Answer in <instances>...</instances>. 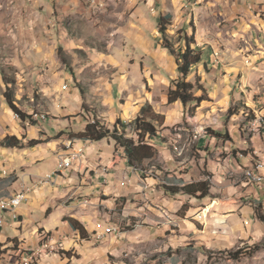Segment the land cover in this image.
Segmentation results:
<instances>
[{"label": "rangeland", "instance_id": "rangeland-1", "mask_svg": "<svg viewBox=\"0 0 264 264\" xmlns=\"http://www.w3.org/2000/svg\"><path fill=\"white\" fill-rule=\"evenodd\" d=\"M109 1L111 0H107ZM117 2H122L125 7H129L132 14L136 12L135 16L147 17L149 25L146 31L151 37H157L155 39L157 47H162V38L158 32L160 16L172 15V26L169 27L168 36L175 45L185 31L189 36L195 32L197 47L202 52L204 60L203 64L193 69V75L189 81L195 83L199 79L212 101L211 104H204L195 110L196 126H189L185 121L183 124L173 126L171 129L173 137H163L165 142L158 143V157L142 166L143 174H141L144 180L148 177H153L158 182L163 180L166 174H169V168L162 159L171 156L172 162L179 163L183 161L186 153L195 157L200 140L206 136H214L218 128L234 132L231 135L229 132L226 134L225 131H220L221 135L225 136L220 140L221 143L232 149L234 156L240 158L253 155L259 141L255 139L252 142V136L256 133L264 135L257 130L254 125L256 122L246 126V117L254 114L255 117L258 115L256 120L264 119V0H117ZM105 7L106 12L101 13L102 21H118L116 28L121 26L120 23L123 20L117 15L120 13L119 10L123 12V8L120 9L117 6L116 11L114 7ZM125 11L128 16L130 10ZM123 45L124 42L121 41L119 47H110L105 40H102L96 44L95 49L105 55L114 48L112 50L114 57L119 59L121 55L116 48L121 49ZM216 51L220 53V63L215 61ZM59 56L63 66L66 67V72L71 76L92 64L94 60L93 54L87 50L77 51L74 59L63 50H59ZM124 59L126 62V56ZM105 65L101 63L96 67L99 71L113 69ZM0 72V141L6 135L14 133L13 127L16 124H19L24 130L23 133L27 135L35 127V130H31L30 133L34 132L35 136L46 139L49 135L48 127L42 117L44 115L46 119H49V115L48 108L45 104L41 105L39 101L41 95L22 91L21 98H18L19 89L22 90V87L17 84L22 79L16 75L15 69L5 64L1 65ZM7 83H11L12 86L8 88ZM75 84L74 88L87 95L85 84L77 82ZM3 85L10 89L21 111L30 117L26 122H22L8 109V106H5L7 103L5 104L3 99ZM67 85L69 86L68 83ZM33 99L35 101H32ZM116 101L124 104L126 98L119 95ZM192 107L189 106L185 110ZM230 109H232L231 115L228 114ZM86 111L90 112L91 109L87 107ZM95 113L94 111L92 119L96 120ZM35 116H38L39 120ZM80 116L77 115L75 118ZM173 118L183 119L178 110ZM73 128L78 130L79 127L73 125ZM126 133L128 138L134 137L132 128ZM183 133L185 138L183 135L182 138L175 136ZM196 133H201L202 137L194 143L192 139ZM69 136L72 139L74 135ZM25 137L27 139V136ZM135 138L137 139L136 135ZM47 139L51 140L49 137ZM173 140H177L179 145L173 143ZM185 145L187 146L184 155L178 157L174 147H185ZM236 147L248 150H236ZM228 154L224 153L219 157L227 158ZM3 161L5 167H0V172L7 173L6 181L9 184L16 178L9 160ZM183 173L185 174L181 172ZM202 175L214 177L212 195L209 198L197 200L176 196L170 201L157 183L155 188L160 195L147 207L144 202L136 203L137 199L132 195L124 199L119 198L115 202L116 206H109V204L107 206L105 201L108 196H75L74 190L70 193V198L65 205L61 201L63 206L72 205L75 212H84L85 215H89V210L94 207L91 205L97 207L95 220L92 225L88 224L89 229H85L84 235L69 231L66 238L71 246H68L65 244L66 240H59L58 233H53L48 237L42 236L41 243L35 247L16 246L8 251L0 249V257L8 256L7 264L22 262L24 257H28L33 252L36 255L33 264H264V196L250 192L244 196H237L234 192L235 185L236 187L241 185L237 183L234 185V180L237 178L235 176L232 178L229 172L222 173L220 178L209 171H205ZM130 180L128 179L127 182ZM243 181L246 182V180ZM122 188H128V185ZM10 195L3 187L0 188V197ZM65 197L57 196L52 201L54 203L44 207L46 209L28 205V198L18 211L31 212L32 216L26 217V221L32 220L34 225L37 222H46L55 232L61 224L59 218L68 212L59 207V199ZM49 208L55 209L50 219L46 217ZM153 219L162 220V224L152 222ZM165 225L170 226L165 235L152 237L150 232ZM104 228H109V233L106 239H100L99 236L102 235ZM26 230L29 231L28 241L33 242L36 237L33 234V227L28 226ZM138 234L141 235L138 236L139 239L125 238L126 235L130 237ZM50 240L59 244V251L46 254L38 252L39 246ZM176 243L179 244L176 245ZM258 245L262 249L252 257H241L239 260L230 258V254L240 251L253 252Z\"/></svg>", "mask_w": 264, "mask_h": 264}, {"label": "crops", "instance_id": "crops-1", "mask_svg": "<svg viewBox=\"0 0 264 264\" xmlns=\"http://www.w3.org/2000/svg\"><path fill=\"white\" fill-rule=\"evenodd\" d=\"M105 6L114 7L115 10L117 6L120 9L123 8V12L119 10L120 13L117 15L123 20L120 23L121 26L116 28L118 21H102L101 13L107 10ZM125 10H130L128 16H126L127 11ZM135 15L136 12L132 14L129 7H125L122 2L118 3L117 0L109 2L107 0H0V68L3 64L12 67L17 72L16 75L22 79L17 84L22 87V90L19 89L18 95L22 91L26 93L31 91L32 94L41 95L39 97L41 105L45 104L48 108L49 119H46L45 123L48 127V137L51 139H47L48 137L42 139L35 136L34 132L30 133L31 130H35V127L29 131L28 135L24 134L23 128L16 124L13 127L14 133H10L9 136H27L28 141L37 140L42 141L43 144L33 149L0 148V167H5L3 160L8 159L16 178L14 182L8 184L6 175L0 172V188L3 187L11 194L9 196L11 197L19 193L25 184L33 190L30 193L31 196L30 194L28 196V205L40 208L48 207L54 203L52 201L57 196H66L59 199V207L68 211L59 218L61 224L55 232L49 228L46 222H37L34 225L32 220L26 221V217L32 216L29 211H19V219L8 214L6 229L0 232V249L8 251L16 246L35 247L41 243L42 236L48 237L53 233H58L59 240H66L65 244L71 246L66 236L69 231L74 233L78 231H75L69 222L64 223V219L66 217L74 219L88 230V224H93L94 215L97 213L96 205H91L94 207L89 210V215H85L84 212H75L72 205L63 206L61 201L65 205L67 199L70 198V193L74 190L75 196H108L105 201L107 206L108 204L116 206L115 202L119 198L124 199L132 195L137 199L136 203L144 202L147 207L150 202H154L153 199L160 195V192L155 188L157 183L160 184L163 193L170 201L176 196H183L167 195L161 186L162 180L158 182L153 177H146L147 179L144 180L143 172L131 168L120 157L122 152L116 149L112 141L104 140L93 143L71 139L69 136L83 132L91 119L94 118L92 117L94 111L109 127L114 126L117 120H121L124 125L128 126L147 104L153 108L155 113L165 117L162 137H173L174 135L171 134L173 126L183 124L185 121L189 126H196L197 118H187L186 110L181 104H168V92L172 82L176 81L179 76L176 60L163 47H157L156 36L151 37L147 33L146 28L149 25L147 17L139 18ZM102 40H105L110 47H117L121 41L124 42L126 45L122 46L124 49L116 48L121 58L114 57L115 54L112 52L114 48L111 50L109 48V53L105 55L96 50V44ZM59 50L66 52L72 59L75 58L77 51L87 50L93 54L94 60L92 64L71 76L63 66ZM125 56L126 62H124ZM101 63H105L113 69L99 71L96 66H100ZM76 82L83 83L87 87V95L84 100L81 92L74 88ZM2 87L3 99L6 104L5 93L8 89L5 85ZM119 95L126 98L124 104L117 103L116 99ZM18 98H21V95ZM87 107L91 109L90 112L86 111ZM8 109H10L9 106ZM177 110L183 119L173 118ZM77 115L81 116L75 118ZM73 125H78V130H75ZM130 129L128 128L127 132ZM217 130L218 132L214 136H206L200 140L198 153L195 157L186 153L183 161L179 163L172 162L171 156L162 159L169 168V175L176 177L184 184H191L201 180L206 181L208 177L202 175L205 171L213 172L218 178L222 173L229 172L232 178L234 176L237 178L234 180V185L235 183L241 185L237 187L235 185L234 192L237 196L258 193L263 197L264 184H248L243 181V177L245 169L251 165L254 167L258 158L264 160V136L259 133L252 136V142L255 139L259 141L253 155L238 158L234 156L232 149L224 146L220 140L215 138L216 134H221L223 131L226 134L229 132L231 135L234 132L224 128ZM182 135L184 136V133L175 136L182 138ZM242 140L245 141L243 138ZM173 143L179 145L177 140H173ZM70 144L76 150L85 149L82 159L76 161L70 170L63 172L58 180H55L54 187L36 188L38 178L52 173L57 167L59 157L70 152L68 151ZM236 150L246 151L248 149L236 147ZM224 153L228 154L227 158L219 157ZM177 156L182 157L178 154ZM99 168H101V173H108L109 182L107 184L104 183L103 174H96ZM181 172H185V174H181ZM213 178L211 190L214 185ZM128 179L130 181L127 182ZM123 185H128V188H122L125 187ZM146 185L150 187L147 194L144 193ZM52 209L47 210L46 217L48 219L54 214L55 209L53 211ZM152 222L162 224L160 219H153ZM28 226L33 227V234L36 235L33 242H29L27 238L29 231L26 228ZM60 228H63L64 231L59 230ZM168 228L170 226L165 225L150 234L152 233V237L165 235ZM138 236L141 235L130 237L126 235L125 238L139 239ZM178 244L176 243V245ZM0 259V264H7L9 261V257L6 255L1 256Z\"/></svg>", "mask_w": 264, "mask_h": 264}, {"label": "trees", "instance_id": "trees-1", "mask_svg": "<svg viewBox=\"0 0 264 264\" xmlns=\"http://www.w3.org/2000/svg\"><path fill=\"white\" fill-rule=\"evenodd\" d=\"M172 15L167 14L159 17L158 32L162 38V47L169 52V54L176 60L178 66V79L172 82V86L168 92V104H181L185 109L193 106L186 111V116H195V110L201 108L204 104H211L207 89L200 84L197 79L195 83L189 81L193 75V69L203 64L202 52L197 47L195 39V32L189 36L187 31L179 37V42L175 45L168 36L169 27L172 26ZM64 62V61H63ZM65 63V62H64ZM66 64V63H65ZM205 66V65H204ZM75 79V77H74ZM11 83H7L9 88ZM200 94V95H199ZM82 99H85L86 94L81 91ZM5 100L10 110L20 117L22 122H26L28 115L23 113L11 94L10 89L5 93ZM232 109L228 111L231 115ZM97 115V114H96ZM96 118V125H87L83 132L74 135L73 139L90 141L99 143L104 140L112 141L117 150L122 152L121 157L127 164L133 168L143 172V165L146 162L154 161L159 153L157 150L158 143L165 142L162 137L163 127L165 124V117L154 112L153 108L147 104L145 105L136 119L127 125H124L121 120H117L114 126L108 127L104 120L98 116ZM246 126L256 120L254 114L246 117ZM95 120V119H94ZM132 128L136 138H128L127 129ZM215 138L222 140L224 135L216 134ZM43 144L42 141L32 140L28 141L25 136L19 138L17 136H6L0 141V148L8 149H33ZM211 180L212 176H208L206 181H197L191 184H184L176 177L166 174L165 178L160 182L162 188L169 196L183 195L197 200H205L211 196ZM64 223H70L71 227L78 231L81 235L85 234L84 227L76 220L65 218ZM264 247V246H263ZM262 249L261 246H256L253 252L240 251L235 254H230L232 260H239L241 257H252L256 252Z\"/></svg>", "mask_w": 264, "mask_h": 264}, {"label": "built area", "instance_id": "built-area-1", "mask_svg": "<svg viewBox=\"0 0 264 264\" xmlns=\"http://www.w3.org/2000/svg\"><path fill=\"white\" fill-rule=\"evenodd\" d=\"M219 60H220V53L216 51V60L215 61H217V63H220ZM257 117H258V115L256 116V118ZM68 151H70V152H66L59 157L57 167L52 173L38 178V180L36 181L37 183L35 185L36 188H42L45 186L54 187L55 186V180H58V178L63 174V172L72 168V166L76 163V161H79L82 159L84 152H85V149L76 150L73 148V145L70 144L68 146ZM254 171H255V168H253L251 165L250 167L245 169V175L249 176V173H252ZM99 173H101V168H99L96 171V174H99ZM4 174L7 175L6 172ZM101 174L104 175L103 176L104 183L107 184L109 182L108 173H101ZM123 186H125V185H123ZM144 190H145L144 193L147 194L150 191V187L148 185H146L144 187ZM32 191L33 190L31 188H29L25 184H23L22 190L19 193L15 194L11 197L0 198V232H2L5 229V226L7 224L6 217L8 214L13 215V217L15 219L18 218L19 207L25 201H27L28 196ZM108 233H109V228H104L102 230V235H100L99 238L100 239H106ZM59 248L60 247H59V244L57 242L50 240V241L43 242V244H41L39 246L38 252H41V254H46L47 252L57 253L59 251ZM35 259H36V255H35V252H33V253H30V255H28V257H24L22 262H17L16 264H33Z\"/></svg>", "mask_w": 264, "mask_h": 264}, {"label": "bare ground", "instance_id": "bare-ground-1", "mask_svg": "<svg viewBox=\"0 0 264 264\" xmlns=\"http://www.w3.org/2000/svg\"><path fill=\"white\" fill-rule=\"evenodd\" d=\"M34 117V116H33ZM36 118H38V116H35ZM18 118H20L18 116ZM32 118V117H31ZM39 120V118H38ZM42 120H46V118L42 117ZM91 125H96V120L94 119H91L90 121ZM256 122L254 125L256 126L257 130H259L260 132H262V135H264V119L261 118V119H257ZM202 137L201 133H196L195 135H193V142L196 143L200 140V138ZM176 153L179 155V156H182L184 155V152H185V147H178V146H175L174 147ZM255 168V171L252 172V173H249V176L248 175H245V172H244V180H246V183L250 184V183H256V184H264V160H261L260 158H258L255 163H254V167ZM107 171V170H105ZM19 219V218H18Z\"/></svg>", "mask_w": 264, "mask_h": 264}]
</instances>
